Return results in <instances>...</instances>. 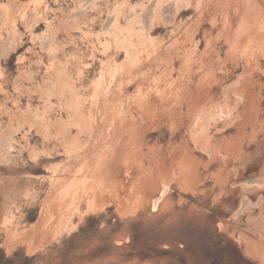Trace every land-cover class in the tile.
<instances>
[{
	"label": "rangeland",
	"instance_id": "1",
	"mask_svg": "<svg viewBox=\"0 0 264 264\" xmlns=\"http://www.w3.org/2000/svg\"><path fill=\"white\" fill-rule=\"evenodd\" d=\"M263 229L264 0H0V264H263Z\"/></svg>",
	"mask_w": 264,
	"mask_h": 264
},
{
	"label": "bare ground",
	"instance_id": "2",
	"mask_svg": "<svg viewBox=\"0 0 264 264\" xmlns=\"http://www.w3.org/2000/svg\"><path fill=\"white\" fill-rule=\"evenodd\" d=\"M229 112H228V110H223V109H221V110H219V112H218V117L220 118V119H223V118H227L228 116H229ZM198 123H200V121L198 122ZM197 124V123H196ZM199 125V129L200 128H202V124H198ZM197 125V126H198ZM162 196V195H161ZM161 199V198H160ZM256 227V226H255ZM259 230V229H258ZM261 230V229H260ZM264 230V229H263ZM262 230V231H263ZM256 231V230H255ZM260 233V232H259ZM263 234H264V232H263ZM258 237H260V236H258ZM263 237H264V235H263ZM261 238V237H260ZM245 240V239H244ZM256 240V239H255ZM263 241H264V239H262ZM262 242V241H261ZM252 243V242H251ZM259 243H260V241H259ZM261 244V243H260ZM263 244V245H262ZM261 245H262V247L264 248V242L262 243ZM248 247H249V245H248ZM250 247H251V244H250ZM256 247V246H255ZM252 248H253V245H252ZM259 249V248H258ZM247 250V249H246ZM260 251H261V249H259ZM247 252V251H246ZM256 252H257V250H256ZM254 253V251L252 252V254ZM249 254H251V252L249 253ZM257 255V254H256ZM260 255L262 256L263 255V250H262V254H261V252H260ZM262 260H263V258H261ZM261 261V260H260ZM263 264H264V262H263Z\"/></svg>",
	"mask_w": 264,
	"mask_h": 264
}]
</instances>
